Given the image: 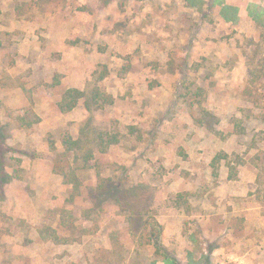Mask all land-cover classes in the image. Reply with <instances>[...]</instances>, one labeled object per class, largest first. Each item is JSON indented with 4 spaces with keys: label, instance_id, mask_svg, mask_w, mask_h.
I'll return each instance as SVG.
<instances>
[{
    "label": "rangeland",
    "instance_id": "rangeland-1",
    "mask_svg": "<svg viewBox=\"0 0 264 264\" xmlns=\"http://www.w3.org/2000/svg\"><path fill=\"white\" fill-rule=\"evenodd\" d=\"M0 264H264V0H0Z\"/></svg>",
    "mask_w": 264,
    "mask_h": 264
},
{
    "label": "trees",
    "instance_id": "trees-1",
    "mask_svg": "<svg viewBox=\"0 0 264 264\" xmlns=\"http://www.w3.org/2000/svg\"><path fill=\"white\" fill-rule=\"evenodd\" d=\"M231 10L235 11L236 9L231 6H224L222 9V14H228ZM82 97H83V92L80 91L79 89H76V88L65 89L58 103L61 111L68 112L72 110L73 108L76 107V105L78 104L79 100ZM65 142L67 143L69 141H65ZM118 142H119L118 138L112 137L109 139V141H107L106 145L116 144ZM73 144H76V142L74 143L72 142L71 146ZM221 158H225L223 157L222 153L218 154L214 160L216 162V161H219ZM38 232H39L40 238L44 240H52L56 243H62L64 240H66V238L60 235L57 232V230L51 225H45V226L39 227ZM156 238L158 240L159 238L158 235H156Z\"/></svg>",
    "mask_w": 264,
    "mask_h": 264
}]
</instances>
